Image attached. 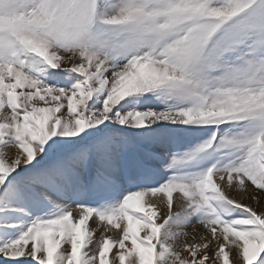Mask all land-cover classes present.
Segmentation results:
<instances>
[{"label":"snow or ice","instance_id":"snow-or-ice-1","mask_svg":"<svg viewBox=\"0 0 264 264\" xmlns=\"http://www.w3.org/2000/svg\"><path fill=\"white\" fill-rule=\"evenodd\" d=\"M0 264H264V0H0Z\"/></svg>","mask_w":264,"mask_h":264}]
</instances>
